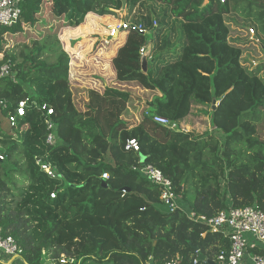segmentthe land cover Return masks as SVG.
<instances>
[{
    "label": "trees",
    "instance_id": "16d2710c",
    "mask_svg": "<svg viewBox=\"0 0 264 264\" xmlns=\"http://www.w3.org/2000/svg\"><path fill=\"white\" fill-rule=\"evenodd\" d=\"M239 7L248 12L245 24L255 26L252 12L264 4L26 0L19 23L0 27V231L17 242L24 264H220L218 256L231 248L229 237L186 212L207 219L230 207L264 212V61L253 66L242 40H232ZM137 8L148 14L134 17ZM120 10L144 32L130 29L113 40L119 48L112 57L114 80L157 94L133 126L123 119L131 101L126 91L103 85L102 92L89 91L85 112L77 109L70 57L58 41L89 15ZM256 23L264 49V12ZM148 47L154 61L144 72ZM52 49L53 61L45 57ZM5 65L10 72L2 77ZM24 101L25 115L13 127L10 116ZM43 106L54 110L57 145L47 143ZM194 107L211 108V133L172 130L151 117L178 125ZM133 139L139 152L126 150ZM38 160L57 176L48 177ZM146 165L171 181L182 209L161 199V189L140 172Z\"/></svg>",
    "mask_w": 264,
    "mask_h": 264
},
{
    "label": "rangeland",
    "instance_id": "374dc122",
    "mask_svg": "<svg viewBox=\"0 0 264 264\" xmlns=\"http://www.w3.org/2000/svg\"><path fill=\"white\" fill-rule=\"evenodd\" d=\"M258 1L264 4V0ZM242 8L243 7H239V9L236 10L238 13L239 25L233 24L234 30L232 32V40H242L240 43L241 45L244 43L246 49L244 57L251 54L253 66H260L261 61H264V49L262 48V42L257 39V36L262 34V30L261 25L256 23V21H258L260 13L264 12V7L260 9L254 8L252 12L251 18L253 20L251 19V21L255 26L245 24V17L248 16V12L244 11ZM144 13L148 14L146 9L139 10L137 8L134 17L139 18ZM127 17H129V14H127L125 10L116 11L115 15L106 17L89 15L86 22L75 31H63L58 37V41L60 42L59 44L62 50L70 57V71L73 81L71 87L77 109L81 112L86 111L89 103L90 90L102 92L105 86V88L110 87L126 91L131 94V101L127 112L123 115V119H125L129 125L133 126L140 123L141 110L143 108L146 110V105L157 94L153 91L143 89L138 83L124 84L116 82L114 80L115 72L112 66V57L119 48L115 42L112 43V48L107 47L106 49V47L102 46L103 40L107 39L106 37L108 36V26L120 22L128 24ZM119 39L124 41L126 37L121 35ZM16 51L17 54H20L22 47H17ZM53 52V49L48 50L45 57H52L51 59L53 61ZM210 110L211 108L207 107H194L192 113L178 124L179 128L186 132L194 133L195 135L211 133L213 127L210 119ZM132 111L137 112L136 118L132 115ZM260 137L264 141V125L260 127ZM0 152L3 153L4 151L0 150ZM14 177L15 179L21 178L20 175L17 174H15Z\"/></svg>",
    "mask_w": 264,
    "mask_h": 264
},
{
    "label": "built area",
    "instance_id": "2783aa9c",
    "mask_svg": "<svg viewBox=\"0 0 264 264\" xmlns=\"http://www.w3.org/2000/svg\"><path fill=\"white\" fill-rule=\"evenodd\" d=\"M26 0H0V27H13L19 23L22 16V4ZM225 3L226 0H220ZM138 30L144 32L141 27L131 26L127 23L120 22L108 26V36L104 39L102 46L110 47L113 40L117 39L119 35L128 30ZM145 49L142 51V54ZM102 55V53H101ZM10 67L5 65L1 68V76L9 75ZM101 86V85H100ZM27 108V101L21 102L17 107V115L10 116V122L14 127L17 117L25 115ZM42 112H47L45 125L48 130L47 143L50 146L59 143L58 126L52 120L54 110L47 106L41 108ZM147 115L150 114L147 112ZM151 116V115H150ZM155 123L169 127L172 130H177L178 125L172 123L169 119L160 115L151 116ZM181 129V128H180ZM126 150L139 152L140 145L133 139L129 140L126 145ZM5 157L0 152V161H4ZM37 164L41 170L50 178H55V173L52 165L43 163L38 160ZM141 174L151 183L161 189V199L170 206L172 210L181 208L179 204V197L173 191V186L161 170L152 166L146 165L140 169ZM108 175H103V179H107ZM56 194H52L51 198L54 199ZM182 209V208H181ZM188 217L195 221L207 225L214 233H223L229 237L231 248L227 253H222L218 256L220 264H264V254H254L252 251L260 250L264 252V212L257 207H249L245 209L228 208L222 211L218 216L212 219L199 217L192 211H187ZM17 242L11 237H3L0 231V254L6 258L19 260ZM252 253V254H251ZM166 264H178L177 261L168 262Z\"/></svg>",
    "mask_w": 264,
    "mask_h": 264
},
{
    "label": "water",
    "instance_id": "95a60500",
    "mask_svg": "<svg viewBox=\"0 0 264 264\" xmlns=\"http://www.w3.org/2000/svg\"><path fill=\"white\" fill-rule=\"evenodd\" d=\"M126 0H123L125 3ZM151 57V47H148V49L142 54L141 57V62H142V69L144 72H147L149 68V63H153L154 59L150 58ZM214 109L216 107V101L213 102ZM19 258V256H17ZM200 260H205V257L203 255L200 256ZM45 264H51V262H47Z\"/></svg>",
    "mask_w": 264,
    "mask_h": 264
},
{
    "label": "crops",
    "instance_id": "0c3cea01",
    "mask_svg": "<svg viewBox=\"0 0 264 264\" xmlns=\"http://www.w3.org/2000/svg\"><path fill=\"white\" fill-rule=\"evenodd\" d=\"M78 29V28H77ZM76 29H69L67 30L68 32L70 31H75ZM111 47V46H110ZM107 49V47H106ZM145 110V108H143L141 110V113H143ZM136 113L137 112H133L132 111V115L136 118ZM252 254V253H251ZM0 264H24L20 259L19 260H13V259H10V258H6L4 257L2 254H0ZM88 264H94V263H88Z\"/></svg>",
    "mask_w": 264,
    "mask_h": 264
}]
</instances>
